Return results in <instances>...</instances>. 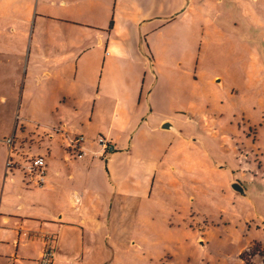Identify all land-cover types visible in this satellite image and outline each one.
Segmentation results:
<instances>
[{
	"label": "rangeland",
	"instance_id": "rangeland-1",
	"mask_svg": "<svg viewBox=\"0 0 264 264\" xmlns=\"http://www.w3.org/2000/svg\"><path fill=\"white\" fill-rule=\"evenodd\" d=\"M0 20L3 211L12 196L30 208L23 169L41 156L60 190L33 210L75 214L70 194H86L92 236L62 237L83 246L82 264H264V170L242 178L245 152L264 146V0H0ZM120 91L134 93L126 118ZM77 135L92 154L119 140L107 160H78L66 149Z\"/></svg>",
	"mask_w": 264,
	"mask_h": 264
},
{
	"label": "crops",
	"instance_id": "crops-1",
	"mask_svg": "<svg viewBox=\"0 0 264 264\" xmlns=\"http://www.w3.org/2000/svg\"><path fill=\"white\" fill-rule=\"evenodd\" d=\"M52 5L54 4L52 3ZM6 20H9V19H6ZM0 23H1V20H0ZM5 31L6 30L4 29V32ZM146 60L147 59L138 60L139 66H141V70L143 71L142 73L143 84H144V80L146 79V76H148V73L146 70L147 66L144 65L143 67V61L146 63ZM100 81L97 84L98 87L100 85ZM116 95L117 97H116L115 103H116L117 116L120 117L121 115L122 118L131 116L134 106H133V103L130 102L131 99L129 98H133L134 93L132 94L130 92L129 94V92L127 91H120ZM56 97H59V95L56 94ZM67 97L69 99L71 97V94L70 95H67V93L64 94V102H66ZM141 97H142V87L140 88L139 94H138L139 102L141 100ZM98 100H100V97ZM57 103H60V100H58ZM190 108L188 110H190ZM188 112L189 111H187V113ZM188 114L192 117L191 113H188ZM60 118L62 117L60 116ZM166 121H170V119H163V121H161L162 122L161 125ZM194 121L197 122V119L195 118ZM163 132L171 133L167 131H163ZM103 138H106V137H103ZM106 139L109 142H111L112 145L114 146L113 141L114 140L118 141L119 137L110 136V138H106ZM189 142H191V139L189 140ZM261 150L263 152L259 155L252 151L245 152V157H249L250 163L247 164V167L249 169V174L247 173L245 174L244 172L245 168L244 167L242 168V178H243L244 183L251 184L252 176L253 177L258 176L259 173L262 170H264V146L263 148L261 147ZM68 152L69 154L71 153L72 155H74L72 152L70 151ZM30 157H37V156H30ZM74 157L76 158L75 155ZM86 157H90V159L92 160L93 159H99L100 161L103 160L101 158L94 157L92 153H87V155L83 157L82 159H85ZM82 159H78V160H82ZM88 163L89 162L87 160H84L83 165H86ZM244 166H246L245 163H244ZM54 168L58 170V174H59V171H61V168H57L55 166ZM88 168L92 169V164L90 165L89 163ZM166 170L168 171V168H166L165 171ZM58 174L56 173V176ZM52 178H53L52 170L50 168H47L46 184L43 187H45L49 183V180H51ZM53 180L56 183L54 178ZM88 182L89 180L86 179L84 182V188H87ZM25 186L29 188L26 184ZM46 187H47L46 189H42L38 191L35 189H40V188H29V189L34 190L32 192H29L30 196L33 198V203L36 198H39L41 196L43 191L48 192L49 194H53V196H56L57 191L60 190V186L49 187L48 185ZM242 188L244 190L243 186ZM73 194L74 193L70 194V199H71L72 204L75 205V214L70 213L69 211L70 207H64V208L57 207L55 201H50V205H51L50 213H46L45 211H41L40 209L33 210L32 202H30L31 206L30 208H28L26 212L17 213V211L13 209V204H15L14 203L15 201L13 199L15 198H13V196L11 198L10 197L7 198L5 205H4L5 207L4 211L2 210V208H0V264H38L39 254L46 246H49L51 249L54 250V257H53L51 264H82V261L84 259L83 246L80 245L81 251H78L77 248L71 244L72 240L70 239V237H67L66 240L62 238L66 231L67 232L65 234L67 236L74 237V242H75V238H78V236L80 235H81V239L83 240L85 236L86 237L92 236V231L91 230L86 231L84 227L86 223V219H85L86 213H84L85 204H86V202H84V199H85L86 194L85 192L80 194L79 196L78 195L73 196ZM68 199H69V195L67 194L65 198L66 203L68 202L67 201ZM248 199H249L248 196L245 194L244 196H242V203L243 201L244 203H246V201L248 202ZM11 201L13 202L11 203ZM39 201L41 202V200ZM22 208L23 206L21 207V209ZM57 214H60V215H57ZM82 218H83V221L80 222L79 220ZM262 220L264 222V217L262 218ZM260 228L264 229V225L261 226ZM262 247L264 248V246ZM90 252H92V248H90L89 253Z\"/></svg>",
	"mask_w": 264,
	"mask_h": 264
},
{
	"label": "built area",
	"instance_id": "built-area-1",
	"mask_svg": "<svg viewBox=\"0 0 264 264\" xmlns=\"http://www.w3.org/2000/svg\"><path fill=\"white\" fill-rule=\"evenodd\" d=\"M84 137L82 135H77L67 141L66 148L68 151L72 152L76 158L81 159L87 155L84 149ZM97 144L100 147L99 151L93 153L94 157L101 159H108L115 149L111 142L107 139L100 137L97 140ZM25 184L29 188H42L46 184V171H45V161L41 156L30 157L23 169ZM54 257V250L49 246L44 247V249L39 254L38 264H51Z\"/></svg>",
	"mask_w": 264,
	"mask_h": 264
},
{
	"label": "water",
	"instance_id": "water-1",
	"mask_svg": "<svg viewBox=\"0 0 264 264\" xmlns=\"http://www.w3.org/2000/svg\"><path fill=\"white\" fill-rule=\"evenodd\" d=\"M57 5L59 6H63L65 5L64 2H58ZM9 31L11 32L12 29H9ZM48 78V75L46 74H43L41 75L40 77L36 78L35 79V83L36 85H39V83L43 80H46ZM214 84L219 88V89H222L223 87V83H222V80L218 79V80H215L214 81ZM190 121L192 122H195L193 119H189ZM160 129L163 130V131H167V132H171V133H174V134H177V135H180V133L177 132L176 128L174 127L173 123L170 122V121H166L164 122L161 126H160ZM191 142L193 143H201L199 140L197 139H191ZM230 190L235 194V195H238V196H244L245 195V192L242 188V186L238 183V182H233L230 184L229 186Z\"/></svg>",
	"mask_w": 264,
	"mask_h": 264
},
{
	"label": "trees",
	"instance_id": "trees-1",
	"mask_svg": "<svg viewBox=\"0 0 264 264\" xmlns=\"http://www.w3.org/2000/svg\"><path fill=\"white\" fill-rule=\"evenodd\" d=\"M243 258V257H242Z\"/></svg>",
	"mask_w": 264,
	"mask_h": 264
}]
</instances>
